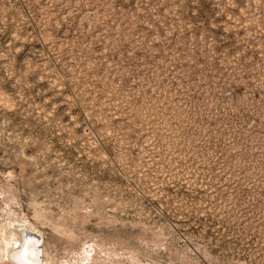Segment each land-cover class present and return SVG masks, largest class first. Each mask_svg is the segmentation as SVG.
Returning a JSON list of instances; mask_svg holds the SVG:
<instances>
[{"label": "rangeland", "instance_id": "obj_1", "mask_svg": "<svg viewBox=\"0 0 264 264\" xmlns=\"http://www.w3.org/2000/svg\"><path fill=\"white\" fill-rule=\"evenodd\" d=\"M21 230L41 264H264V0H0V264Z\"/></svg>", "mask_w": 264, "mask_h": 264}, {"label": "bare ground", "instance_id": "obj_2", "mask_svg": "<svg viewBox=\"0 0 264 264\" xmlns=\"http://www.w3.org/2000/svg\"><path fill=\"white\" fill-rule=\"evenodd\" d=\"M27 240V244H26V252H27V256L25 259L24 254L22 255L20 252H16L15 254H13V259L20 263V264H38V257H37V251H36V245L34 247V243H36V239L35 242H32V239H29L28 237L26 238ZM28 258V259H27Z\"/></svg>", "mask_w": 264, "mask_h": 264}, {"label": "water", "instance_id": "obj_3", "mask_svg": "<svg viewBox=\"0 0 264 264\" xmlns=\"http://www.w3.org/2000/svg\"><path fill=\"white\" fill-rule=\"evenodd\" d=\"M22 232H27L28 235V238L29 239H32L33 241L32 242H35V239H36V243H34V247L36 245V251H37V257H38V264H41V252H40V238L38 235L32 233V232H28L26 230H21ZM22 246V244H21Z\"/></svg>", "mask_w": 264, "mask_h": 264}]
</instances>
